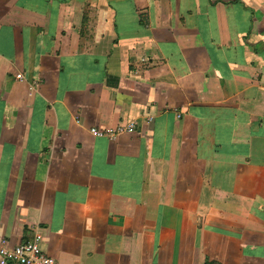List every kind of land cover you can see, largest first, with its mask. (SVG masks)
Wrapping results in <instances>:
<instances>
[{"label": "crops", "instance_id": "crops-1", "mask_svg": "<svg viewBox=\"0 0 264 264\" xmlns=\"http://www.w3.org/2000/svg\"><path fill=\"white\" fill-rule=\"evenodd\" d=\"M36 234L264 264V0H0V247Z\"/></svg>", "mask_w": 264, "mask_h": 264}, {"label": "built area", "instance_id": "built-area-1", "mask_svg": "<svg viewBox=\"0 0 264 264\" xmlns=\"http://www.w3.org/2000/svg\"><path fill=\"white\" fill-rule=\"evenodd\" d=\"M18 78H21V75H18ZM130 129H134V126H121L116 130L108 131L106 135L113 137L118 132ZM42 242L43 237L36 234L32 240L24 241L11 250L0 247V264H58L57 259L43 250Z\"/></svg>", "mask_w": 264, "mask_h": 264}]
</instances>
